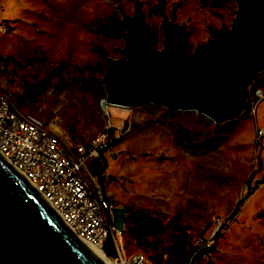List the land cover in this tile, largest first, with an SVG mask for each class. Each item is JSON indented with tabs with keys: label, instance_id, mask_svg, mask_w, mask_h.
I'll return each mask as SVG.
<instances>
[{
	"label": "rangeland",
	"instance_id": "374dc122",
	"mask_svg": "<svg viewBox=\"0 0 264 264\" xmlns=\"http://www.w3.org/2000/svg\"><path fill=\"white\" fill-rule=\"evenodd\" d=\"M142 12L162 51V17L182 26L185 54L230 27L234 0H0V92L73 155L105 135L84 178L112 207L125 255L152 264H264V70L245 109L214 123L194 111L105 105L102 79L121 53L123 21ZM262 94L256 97L255 91ZM251 192V194H250ZM235 215L231 218L232 213ZM224 229L198 257L213 222Z\"/></svg>",
	"mask_w": 264,
	"mask_h": 264
},
{
	"label": "water",
	"instance_id": "95a60500",
	"mask_svg": "<svg viewBox=\"0 0 264 264\" xmlns=\"http://www.w3.org/2000/svg\"><path fill=\"white\" fill-rule=\"evenodd\" d=\"M234 2L230 27L214 30L189 56L183 27L165 16L167 41L155 51L137 8L123 21L126 59L111 60L102 79L105 105L194 111L218 124L238 117L250 82L264 70V0ZM0 264H99L1 157Z\"/></svg>",
	"mask_w": 264,
	"mask_h": 264
},
{
	"label": "built area",
	"instance_id": "2783aa9c",
	"mask_svg": "<svg viewBox=\"0 0 264 264\" xmlns=\"http://www.w3.org/2000/svg\"><path fill=\"white\" fill-rule=\"evenodd\" d=\"M256 97L262 98L256 90ZM264 135L256 131L257 138ZM107 147L105 135L91 138L69 155L58 139L33 116L18 114L0 92V157L40 196L79 240L97 247L111 264H152L141 254L125 255L121 232L112 226V207L96 186L84 178L86 164ZM225 222L217 219L198 242L208 250ZM108 245L111 253H107ZM197 252V253H198Z\"/></svg>",
	"mask_w": 264,
	"mask_h": 264
},
{
	"label": "bare ground",
	"instance_id": "6f19581e",
	"mask_svg": "<svg viewBox=\"0 0 264 264\" xmlns=\"http://www.w3.org/2000/svg\"><path fill=\"white\" fill-rule=\"evenodd\" d=\"M109 107H114V108H122V107H117V106H111V105H107ZM123 109V108H122ZM80 242L83 244V246L85 247V249L88 251V253L99 263V264H111L109 260H107L102 252L95 246H93L92 244H89L85 241H81Z\"/></svg>",
	"mask_w": 264,
	"mask_h": 264
},
{
	"label": "trees",
	"instance_id": "16d2710c",
	"mask_svg": "<svg viewBox=\"0 0 264 264\" xmlns=\"http://www.w3.org/2000/svg\"><path fill=\"white\" fill-rule=\"evenodd\" d=\"M250 194H251V192H250ZM236 211H237V209L232 213L231 218L235 215ZM211 249H212V247L210 249H208V250H203L201 252L196 253V255L194 256V259L196 260L198 257L202 256L204 253H206L207 251H209ZM107 250H108L107 253H111V248H110L109 245H108V249Z\"/></svg>",
	"mask_w": 264,
	"mask_h": 264
}]
</instances>
